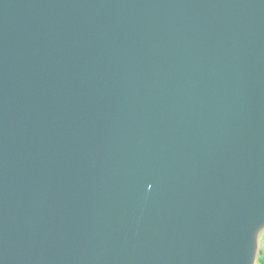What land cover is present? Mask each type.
I'll use <instances>...</instances> for the list:
<instances>
[{"label": "water", "instance_id": "1", "mask_svg": "<svg viewBox=\"0 0 264 264\" xmlns=\"http://www.w3.org/2000/svg\"><path fill=\"white\" fill-rule=\"evenodd\" d=\"M264 0H0V264H253Z\"/></svg>", "mask_w": 264, "mask_h": 264}, {"label": "rangeland", "instance_id": "2", "mask_svg": "<svg viewBox=\"0 0 264 264\" xmlns=\"http://www.w3.org/2000/svg\"><path fill=\"white\" fill-rule=\"evenodd\" d=\"M259 252L263 255L264 254V230L259 233L258 239H257V249H256V255L255 260L253 264H258L259 260Z\"/></svg>", "mask_w": 264, "mask_h": 264}, {"label": "trees", "instance_id": "3", "mask_svg": "<svg viewBox=\"0 0 264 264\" xmlns=\"http://www.w3.org/2000/svg\"><path fill=\"white\" fill-rule=\"evenodd\" d=\"M258 264H264V256L262 254L259 255Z\"/></svg>", "mask_w": 264, "mask_h": 264}, {"label": "crops", "instance_id": "4", "mask_svg": "<svg viewBox=\"0 0 264 264\" xmlns=\"http://www.w3.org/2000/svg\"><path fill=\"white\" fill-rule=\"evenodd\" d=\"M263 230H264V229H263ZM263 230H261V231H263ZM261 231H260V232H261ZM260 232H259V233H260ZM259 233H258V236H259ZM258 236H257V239H258ZM259 254H261V253L259 252ZM263 256H264V254H263Z\"/></svg>", "mask_w": 264, "mask_h": 264}]
</instances>
